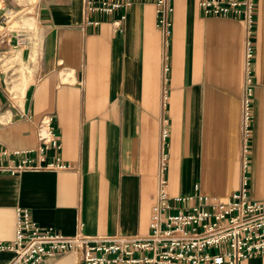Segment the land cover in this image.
I'll use <instances>...</instances> for the list:
<instances>
[{
    "label": "crops",
    "instance_id": "crops-1",
    "mask_svg": "<svg viewBox=\"0 0 264 264\" xmlns=\"http://www.w3.org/2000/svg\"><path fill=\"white\" fill-rule=\"evenodd\" d=\"M198 2L173 0L164 48L150 3L133 4L117 29L114 15L93 14L100 24L84 27L83 0H0L4 18L30 19L0 33V150L34 147L36 125L50 117L73 167L0 173V243L14 241L16 207L65 236L80 222L89 235L147 234L162 152L172 198L227 197L245 161L250 196L264 199V0L255 4L247 135L243 22L204 17ZM11 257L0 252V264ZM77 262L68 252L40 264ZM240 264H264V255Z\"/></svg>",
    "mask_w": 264,
    "mask_h": 264
},
{
    "label": "built area",
    "instance_id": "built-area-1",
    "mask_svg": "<svg viewBox=\"0 0 264 264\" xmlns=\"http://www.w3.org/2000/svg\"><path fill=\"white\" fill-rule=\"evenodd\" d=\"M137 2L154 7L155 26L167 48L171 34L173 0H83L84 27L98 26L91 15L113 16L118 29L127 11ZM256 0H199L204 17L235 18L243 22L244 92L242 123L245 135L252 122V65ZM43 117L36 125V145L22 150H0V173L72 169L61 156V141ZM166 129H162V139ZM166 154L162 152L158 186L151 207L149 231L140 235H89L78 223L74 235L65 236L52 228H41L29 211L16 207V232L12 243H0V252L12 254L7 264H40L61 253L78 254L77 264H240L264 255V199H253L248 189L247 165L243 164L242 185L223 199L206 195L170 197L167 191Z\"/></svg>",
    "mask_w": 264,
    "mask_h": 264
},
{
    "label": "rangeland",
    "instance_id": "rangeland-1",
    "mask_svg": "<svg viewBox=\"0 0 264 264\" xmlns=\"http://www.w3.org/2000/svg\"><path fill=\"white\" fill-rule=\"evenodd\" d=\"M9 1H14L16 3H18V6L19 8H24L25 6H29L30 4H32V6L34 5V0H9ZM14 13H17V12H11V13H7L8 16H6L7 18H4L2 13H0V33L4 32L6 30V27L9 28L8 30L10 29H13V28H16L15 30L16 31H22L23 28L26 27V24L24 23H14L13 24V21L17 20V21H20L22 20V14H25V12H20V13H17V14H14ZM28 13H26L24 16V18L27 20V21H30V19H28ZM4 18V19H3ZM6 23V24H5ZM28 27V26H27Z\"/></svg>",
    "mask_w": 264,
    "mask_h": 264
},
{
    "label": "bare ground",
    "instance_id": "bare-ground-1",
    "mask_svg": "<svg viewBox=\"0 0 264 264\" xmlns=\"http://www.w3.org/2000/svg\"><path fill=\"white\" fill-rule=\"evenodd\" d=\"M34 1H37V0H34Z\"/></svg>",
    "mask_w": 264,
    "mask_h": 264
}]
</instances>
